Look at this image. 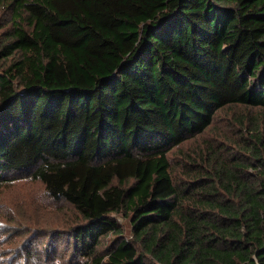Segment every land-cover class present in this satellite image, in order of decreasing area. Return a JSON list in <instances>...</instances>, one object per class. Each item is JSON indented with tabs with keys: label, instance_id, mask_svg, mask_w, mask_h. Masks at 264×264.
Instances as JSON below:
<instances>
[{
	"label": "trees",
	"instance_id": "trees-1",
	"mask_svg": "<svg viewBox=\"0 0 264 264\" xmlns=\"http://www.w3.org/2000/svg\"><path fill=\"white\" fill-rule=\"evenodd\" d=\"M9 173L77 217L0 264H264V0H0Z\"/></svg>",
	"mask_w": 264,
	"mask_h": 264
},
{
	"label": "rangeland",
	"instance_id": "rangeland-1",
	"mask_svg": "<svg viewBox=\"0 0 264 264\" xmlns=\"http://www.w3.org/2000/svg\"><path fill=\"white\" fill-rule=\"evenodd\" d=\"M244 111L250 112L248 109H244ZM231 112H233V115H231ZM238 113V109H231L229 116L235 117L234 115ZM220 115L222 118L226 116L225 113ZM228 120L225 119V127L222 124L220 125L222 131L219 136L212 138L213 143H217L219 139H222V132L225 133V130L230 131L231 127ZM233 124L235 123L233 122ZM230 136H234V134L232 133ZM192 145V143H189L185 145V148H189ZM7 178L5 183L0 184V208H2L0 211L12 216V219H9V217H6L7 219L4 218V220L0 219V242H4L0 246V263L4 260L5 252L11 253L9 256L16 253V249L27 238L23 228L33 230L40 226L49 230L64 229L75 224L77 217L73 206L69 204L60 206L58 203L52 202L46 196L44 185L39 180L31 177L29 173H9ZM113 216L120 222L125 223L127 227V220L124 219L122 214H113ZM14 230L19 231L16 234L13 232ZM126 234L130 236L129 231H126ZM12 238L13 240L11 241ZM47 241L48 237L45 239V245L48 244ZM68 243L69 241H66L64 236L60 237L59 241H57L58 253L54 255L55 260L51 264H64L69 260L70 252L63 256L67 250ZM46 260L48 262V258ZM32 263L41 264L36 260L35 256L32 259Z\"/></svg>",
	"mask_w": 264,
	"mask_h": 264
}]
</instances>
